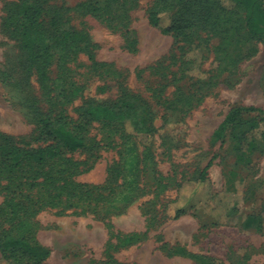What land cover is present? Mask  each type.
<instances>
[{
	"label": "rangeland",
	"instance_id": "obj_1",
	"mask_svg": "<svg viewBox=\"0 0 264 264\" xmlns=\"http://www.w3.org/2000/svg\"><path fill=\"white\" fill-rule=\"evenodd\" d=\"M24 6L40 8V28L49 36L46 52L43 42L34 44L41 57L22 47ZM165 6L162 0H0V134L27 140L38 135L41 118L78 125L90 104L116 110L122 104L125 118L143 121L147 133L137 137L116 122L86 125L85 146L65 151L71 161L61 157L63 165L53 170L102 184L118 163L122 173L109 184L117 190L135 142V196L111 214L40 210L30 219V235L50 255L0 253V264H264V112L243 113L235 127L218 131L235 106L264 110V35L247 34L236 8L239 24L225 41L221 23L205 22L202 4L186 35L164 34L147 16ZM161 23H168L165 14ZM64 30L83 40L62 48L55 37ZM179 207L185 212L173 218ZM127 233L137 238L115 245Z\"/></svg>",
	"mask_w": 264,
	"mask_h": 264
},
{
	"label": "trees",
	"instance_id": "obj_2",
	"mask_svg": "<svg viewBox=\"0 0 264 264\" xmlns=\"http://www.w3.org/2000/svg\"><path fill=\"white\" fill-rule=\"evenodd\" d=\"M162 1L166 6L149 11L147 19L150 25L159 27L164 34L186 35V30L193 24L192 17L198 16L194 7L202 4L205 22L210 23V26L221 23L222 38H225V41L234 37L239 24L235 17L236 8L243 10L244 28L247 34L253 37L264 35V0H227V6L222 0ZM30 8V6H24L22 11L24 20L19 26L22 47L32 51L36 42H43L41 47L46 52L49 49L47 43L49 36L43 28H40L42 25L39 20L40 8L34 7L32 11ZM163 14L168 18V23L165 25L161 23ZM55 39H59L62 48L65 49L83 40V36L77 31L64 30ZM236 45L234 40L232 46ZM84 47L87 48L86 41ZM32 56L41 57L40 51L34 50ZM133 103V101L126 102V105L129 107ZM121 105L117 104L118 110H116L114 106L90 104L83 113V122L73 126L71 122L60 116L53 119L41 118L38 135L27 140L0 134V193L3 197L0 203V253L8 252L13 257L33 260L44 259L50 255V249L41 246L30 235L32 233L30 219L40 210L54 208L57 213L70 209L69 212L73 214L81 212L111 214L133 199L137 188L135 184L133 185V181L136 180L138 169L134 155L135 142H131L128 146V150L133 155L128 166H121L127 172L122 175L124 180L120 184H115L119 188L117 190L112 185L116 183V175L121 171L118 163L117 166L108 168L107 178L102 184L75 181L70 175H62L63 170H53L54 166H62L71 161L63 155L65 151L73 152L85 146L82 129L91 121H99L104 126L116 122L123 124L127 133H132L134 129L137 137L141 136V133L147 135L143 130V121L140 126L138 119L125 118L126 113L119 111ZM254 111L264 112L263 109L254 106L231 108L218 127L219 136H222L228 128L235 127L241 114ZM33 142L40 143L36 147H31ZM253 145L252 142L250 148ZM262 145L264 146V130ZM61 157L65 162L58 164ZM214 158L215 154L199 172L200 181L204 180ZM110 183L112 185L109 188ZM106 191H108L107 194ZM111 191L114 195L108 198ZM184 212V208L179 207L172 217L177 218ZM136 238L135 233H127L120 239L117 236L115 245L120 242L131 243Z\"/></svg>",
	"mask_w": 264,
	"mask_h": 264
}]
</instances>
